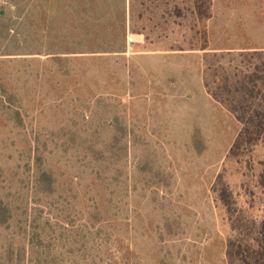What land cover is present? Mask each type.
<instances>
[{
  "label": "rangeland",
  "instance_id": "1",
  "mask_svg": "<svg viewBox=\"0 0 264 264\" xmlns=\"http://www.w3.org/2000/svg\"><path fill=\"white\" fill-rule=\"evenodd\" d=\"M0 209V264H264V0H0Z\"/></svg>",
  "mask_w": 264,
  "mask_h": 264
},
{
  "label": "trees",
  "instance_id": "2",
  "mask_svg": "<svg viewBox=\"0 0 264 264\" xmlns=\"http://www.w3.org/2000/svg\"><path fill=\"white\" fill-rule=\"evenodd\" d=\"M11 97H12L11 95L8 97L9 98L8 104H10V102H11ZM15 112L18 113V117H20L18 110H15ZM136 165H140V162L137 161ZM44 174H46V173H44ZM49 184H51V183L49 182ZM7 218L8 217L6 214V209H3V210L0 209V225L4 224L7 221Z\"/></svg>",
  "mask_w": 264,
  "mask_h": 264
}]
</instances>
